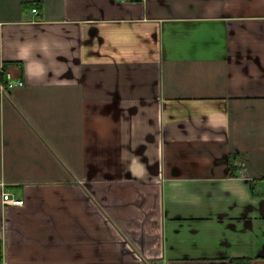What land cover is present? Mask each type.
<instances>
[{
  "label": "crops",
  "instance_id": "0c3cea01",
  "mask_svg": "<svg viewBox=\"0 0 264 264\" xmlns=\"http://www.w3.org/2000/svg\"><path fill=\"white\" fill-rule=\"evenodd\" d=\"M0 239L264 264V0H0Z\"/></svg>",
  "mask_w": 264,
  "mask_h": 264
},
{
  "label": "built area",
  "instance_id": "2783aa9c",
  "mask_svg": "<svg viewBox=\"0 0 264 264\" xmlns=\"http://www.w3.org/2000/svg\"><path fill=\"white\" fill-rule=\"evenodd\" d=\"M33 11H37V9H34ZM8 86L9 87H13L15 85H22L23 82L22 81H15L12 79V77L10 76V74L8 75ZM4 198H5V201L6 202H11L13 204H16V205H21L24 203V200L23 199H18V198H13V197H10V194L9 193H5L4 195Z\"/></svg>",
  "mask_w": 264,
  "mask_h": 264
},
{
  "label": "trees",
  "instance_id": "16d2710c",
  "mask_svg": "<svg viewBox=\"0 0 264 264\" xmlns=\"http://www.w3.org/2000/svg\"><path fill=\"white\" fill-rule=\"evenodd\" d=\"M231 172L235 173L234 166L231 167ZM233 264H236L234 261H232ZM0 264H3V251H2V240L0 239Z\"/></svg>",
  "mask_w": 264,
  "mask_h": 264
}]
</instances>
